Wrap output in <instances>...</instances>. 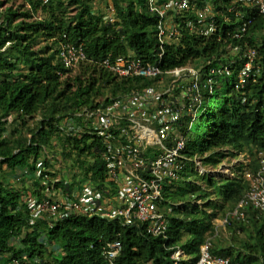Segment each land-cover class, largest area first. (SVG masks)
I'll return each instance as SVG.
<instances>
[{"label":"trees","instance_id":"1","mask_svg":"<svg viewBox=\"0 0 264 264\" xmlns=\"http://www.w3.org/2000/svg\"><path fill=\"white\" fill-rule=\"evenodd\" d=\"M170 1L0 0V264H111L101 248L113 241L116 264H180L178 249L196 264L206 241L216 255L264 264V212L233 214L264 166V10L256 0ZM68 44L87 59L66 66ZM133 58L159 72L122 76L104 63ZM181 66L197 71L185 76L198 89L180 121L182 169L163 184L165 233L66 208L78 175L115 194L103 153L125 141V120L94 126L98 108L172 83L167 71ZM47 199L61 202L56 216L30 207Z\"/></svg>","mask_w":264,"mask_h":264},{"label":"built area","instance_id":"2","mask_svg":"<svg viewBox=\"0 0 264 264\" xmlns=\"http://www.w3.org/2000/svg\"><path fill=\"white\" fill-rule=\"evenodd\" d=\"M96 1L99 5L106 4V0ZM256 2L260 9L264 10V0H256ZM183 4H185L183 1H170V5H177L178 7ZM189 25L193 27L191 22ZM211 27H209L210 31L213 30ZM167 31L168 26L163 22L159 32L161 41H163L162 36ZM64 51L66 66H74L79 61L87 59L81 44H68L64 47ZM253 56L254 51L251 50L249 61L244 65L241 77L249 68ZM104 63L122 76H130L131 74L150 75L159 72L158 66L144 67L134 58L126 62L117 61L114 65H111L107 60ZM187 71L197 78L196 70L187 69ZM174 76L176 77V75ZM178 79L180 78L176 80ZM197 89V81L192 86H188L187 89L179 91L177 95H174L171 88L158 91L150 87L127 98H121L119 101L108 105L106 109L98 108V114L92 120L94 126L120 125L121 120L124 119L126 124L122 127L123 134L127 135L130 131L132 132V137H128L120 146L109 145L103 153L107 176L112 180L110 186L115 185V194L108 196L103 188L89 180L82 186L81 190H75L71 197L64 199L66 208L73 211L93 212L109 219L122 217L127 224L142 221L146 223L147 230L153 235L164 234L166 221L159 209V202L163 195V184L167 178L176 179L182 169L179 156L184 147L185 139L179 132L180 121L190 110L187 100L190 98L191 92ZM151 143L159 144L163 148V152L155 157L147 155L146 147L147 144ZM263 170L264 166L261 171L251 177L250 189L238 202L233 214L242 215L239 211L247 205L264 212ZM59 200L35 201L30 203V207L37 211L50 212L56 216L57 208L61 203ZM114 201L118 203H114ZM224 220L226 221V219ZM120 249L119 241L109 242L101 248L111 264H116L115 259ZM182 255V251L178 249L173 257L180 259ZM196 264L239 263L229 256L212 253L210 242L206 241L201 246L200 257Z\"/></svg>","mask_w":264,"mask_h":264},{"label":"rangeland","instance_id":"3","mask_svg":"<svg viewBox=\"0 0 264 264\" xmlns=\"http://www.w3.org/2000/svg\"><path fill=\"white\" fill-rule=\"evenodd\" d=\"M96 6V5H95ZM170 22V21H169ZM168 20L166 19V21L164 22L165 24H169ZM162 38H164V36H162ZM177 69V70H175ZM187 69L188 70H191L193 69L192 66H181V67H175L173 69H170L168 70L167 72L170 74V75H176V77L172 80V83H167V84H162L160 87L161 91H164L165 89H168V88H171L173 90V93L174 95H177V91H182V90H185L188 88L189 86V76H185V73H187ZM175 70V71H174ZM195 70V69H194ZM189 72V71H188ZM169 78V76H167ZM177 78H181V79H178L176 80ZM156 89V88H155ZM160 89H157V90H160ZM156 91V90H155ZM172 93V92H171ZM70 124V123H68ZM126 124V122L124 123V125ZM131 129V128H130ZM193 131L196 132V126L193 125ZM124 137H126L125 140L128 139V137H132V132L130 131L127 135H125ZM146 154L147 155H150L151 157H155V156H158L159 154H161L163 152V148L159 145V144H147V147H146ZM208 170H210V168H207ZM220 171H225V172H228V168L226 166L224 167H221V169H219ZM70 181H75L78 183V185H80L81 183L84 185L86 184L87 182V179H84L82 176H77V178L71 180ZM29 182H27L28 184ZM74 187V184L72 183V188ZM81 190V188L79 189ZM116 196V195H115ZM62 198V195L59 196L58 199H61ZM114 203H118L117 201H114ZM78 212H80V210H76ZM75 212V211H74ZM227 216H224L223 218L221 217L219 220H218V225H219V229H220V233L221 235L225 236V228H224V222L226 219ZM187 249L184 251L183 255L181 256V262L180 264H183V262L187 259ZM9 264H14V263H9Z\"/></svg>","mask_w":264,"mask_h":264}]
</instances>
